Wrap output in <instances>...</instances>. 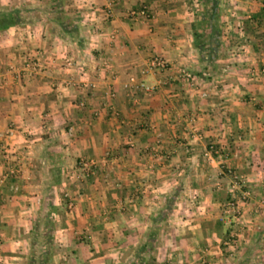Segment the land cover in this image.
<instances>
[{
	"label": "crops",
	"instance_id": "obj_1",
	"mask_svg": "<svg viewBox=\"0 0 264 264\" xmlns=\"http://www.w3.org/2000/svg\"><path fill=\"white\" fill-rule=\"evenodd\" d=\"M218 2L213 73L194 46L202 0H63L82 45L40 13L0 31V264H27L47 190L49 264L141 263L173 194L141 264H264V0ZM66 56L84 72L63 70ZM153 56L166 68H148ZM80 158L95 163L86 179Z\"/></svg>",
	"mask_w": 264,
	"mask_h": 264
},
{
	"label": "trees",
	"instance_id": "obj_2",
	"mask_svg": "<svg viewBox=\"0 0 264 264\" xmlns=\"http://www.w3.org/2000/svg\"><path fill=\"white\" fill-rule=\"evenodd\" d=\"M202 1L205 5L202 14V26L200 28L198 26L193 33L194 46L197 50L202 70L210 68V72L213 73L216 69V60L219 56L220 38L222 36V31L217 23L219 19V2L218 0ZM39 13L46 17V26L52 34L65 41L82 45L83 39L79 37L78 26L65 15L63 0H49L37 7H0V31H4L11 26L31 24L35 21L34 14ZM173 195L168 198L169 203H167L165 208L154 217L153 223L156 227L151 229L145 240L139 245L137 263H143L146 253L151 252L153 249L158 228L157 224L171 211L172 207L170 205L174 201ZM51 196V190H47L46 197L41 202L38 216L33 223L31 252L27 264H49L53 242L51 213L55 210Z\"/></svg>",
	"mask_w": 264,
	"mask_h": 264
},
{
	"label": "built area",
	"instance_id": "obj_3",
	"mask_svg": "<svg viewBox=\"0 0 264 264\" xmlns=\"http://www.w3.org/2000/svg\"><path fill=\"white\" fill-rule=\"evenodd\" d=\"M144 9H142L140 11V13L144 14ZM109 14V11H108ZM133 14V13H132ZM166 62L164 61V59L160 56H153L149 59L148 61V68H152L154 70H163L164 68H166ZM43 64H39L38 62H30V66L35 69L38 68L40 69L42 67ZM60 67L63 70H68V69H75L78 73H83L84 72V65L81 62L75 61L72 57L70 56H66L64 57V59L61 61ZM261 75H264V65L258 69L255 73L254 76L255 77H259ZM186 77L188 78L189 76L186 75ZM134 80V79H133ZM69 84H71V82L68 80L67 82L65 81L64 85L68 86ZM139 86L144 87L145 86L140 83ZM147 89V88H145ZM111 95V94H110ZM202 96H205V94H203ZM79 106H84V102H79L78 103ZM69 131H71V129H69ZM205 153L207 155H211V154H218L219 153V149L215 148L214 145L209 144V146L206 148ZM94 161L91 159H87V158H80L77 163H76V167L79 171V175L81 176V178H88V176H90L91 172H92V167L94 166ZM67 196V194L65 193V197ZM228 208H227V213H232L234 214L236 217H238V211L237 208L235 207L234 203L229 202L228 204ZM68 208H70L72 206V201H68L67 203ZM257 208L261 211L264 212V198L261 199L258 204H257ZM227 244L230 243V240L226 241Z\"/></svg>",
	"mask_w": 264,
	"mask_h": 264
},
{
	"label": "rangeland",
	"instance_id": "obj_4",
	"mask_svg": "<svg viewBox=\"0 0 264 264\" xmlns=\"http://www.w3.org/2000/svg\"><path fill=\"white\" fill-rule=\"evenodd\" d=\"M218 25H220L221 26V24H218ZM232 36H234L235 38H233ZM228 38H230V37H232L231 39H235V41H237V35L235 34V33H228V36H227Z\"/></svg>",
	"mask_w": 264,
	"mask_h": 264
}]
</instances>
